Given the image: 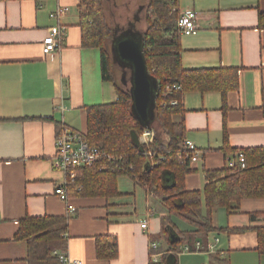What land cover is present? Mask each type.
I'll list each match as a JSON object with an SVG mask.
<instances>
[{
    "label": "crops",
    "instance_id": "0c3cea01",
    "mask_svg": "<svg viewBox=\"0 0 264 264\" xmlns=\"http://www.w3.org/2000/svg\"><path fill=\"white\" fill-rule=\"evenodd\" d=\"M58 4L69 7L59 21L65 35L59 49L45 52L42 41L55 23L49 13ZM78 4L79 0H0V264H28L26 241L12 240L26 216L66 217L67 229L54 251L80 264H151L149 243H160L165 207L127 177L118 178L117 196L67 193L75 212H68L54 193L65 177L51 164L60 127L83 132L87 106L117 99L113 84L102 79L99 49L81 43ZM177 7L179 12L197 14L196 32L181 35L183 67L239 68L238 89L227 95L230 147H264V29L257 18L259 11L264 12V0H177ZM183 104L184 114H174L173 120L184 121L185 139L200 151L190 164L194 171L185 176V187L201 189L203 169L221 168L235 151L221 150L219 93L186 92ZM120 181L129 185L128 191L119 187ZM135 188L145 194L142 217L133 200ZM239 204L238 212L227 214L217 208L210 215L213 226L236 232H210L196 241L205 245L218 240L217 252L210 254L215 264H264L255 231L264 227V198ZM105 234L118 240V256L112 260L95 256V238ZM166 246L159 245L160 253Z\"/></svg>",
    "mask_w": 264,
    "mask_h": 264
},
{
    "label": "trees",
    "instance_id": "16d2710c",
    "mask_svg": "<svg viewBox=\"0 0 264 264\" xmlns=\"http://www.w3.org/2000/svg\"><path fill=\"white\" fill-rule=\"evenodd\" d=\"M106 2L79 0L78 26L82 45L99 49L102 79L113 84L117 99L85 108V131H74L79 132L88 146L96 148L100 155L94 163L73 169L75 178L65 185L66 192L69 196L109 198L119 195V177L131 179L167 209L160 216V235L170 249L181 243L192 247L197 236L203 237L210 232H236V228L213 226L211 212L224 208L227 214L235 213L239 211L241 200L264 198V147L233 149L228 143L227 95L238 89L239 68L183 67L177 0H147L143 18L144 55L147 71L157 81V91L154 118L148 127L153 138L147 144L141 143L139 136L145 127L131 111L130 92L113 74L109 46L113 28ZM257 18L258 27L264 29V12L259 11ZM186 92L220 94L223 111L221 150L225 154L241 151L245 161L244 168L224 164L217 169H203L205 182L201 189L195 190L185 187V176L194 171L190 167L191 153L184 146L186 127L183 120H173L174 114L185 112L183 96ZM202 207L207 211L205 216L201 213ZM171 215L181 217L193 229L179 230ZM66 222L64 216H26L19 221L12 240L26 241L28 264H64L52 252L67 229ZM255 231L258 251L263 253L264 227ZM95 256L101 260L116 258L117 237L113 234L96 236ZM163 260L164 264H177L174 253L165 254Z\"/></svg>",
    "mask_w": 264,
    "mask_h": 264
},
{
    "label": "built area",
    "instance_id": "2783aa9c",
    "mask_svg": "<svg viewBox=\"0 0 264 264\" xmlns=\"http://www.w3.org/2000/svg\"><path fill=\"white\" fill-rule=\"evenodd\" d=\"M68 11L69 7L67 5L58 4L56 8L49 13V17L54 20L55 23L49 27L48 33L42 41L45 52L55 51L60 48V44L65 33L64 29L59 26V21L67 14ZM196 16L197 14L193 10H186L179 13L177 27L181 35H191L196 32ZM152 138L153 132L149 129H144L142 134L139 136V141L147 144L152 141ZM184 146L191 153L190 161L193 162L198 160L200 151L197 150L193 142L186 139L184 141ZM99 155V151L96 148L89 147L87 142L77 131L71 130L68 127H61L60 131L55 135V152L52 157L51 164L54 170L62 172L65 177L62 183L55 186L54 193L63 202H65L68 212L76 211V207L68 202L69 197L65 188L68 181L74 180L75 178V171L73 169L94 163ZM225 164L232 168H244V153L241 151H235L226 158ZM140 226L144 230L147 226V222H141ZM217 241L218 240L215 239V243H217ZM215 243L207 241L204 245L200 241H195L192 247L188 244L184 247L188 251H196L203 245V248H207L212 252H217ZM158 247L159 245L156 242L151 241L149 243V257L151 258V264H164L163 256L165 254L164 252L160 253ZM53 253L57 255L60 261L64 264H80L78 260H71L69 257L61 255L55 251Z\"/></svg>",
    "mask_w": 264,
    "mask_h": 264
},
{
    "label": "water",
    "instance_id": "95a60500",
    "mask_svg": "<svg viewBox=\"0 0 264 264\" xmlns=\"http://www.w3.org/2000/svg\"><path fill=\"white\" fill-rule=\"evenodd\" d=\"M129 23L131 27L128 29L126 27L118 35L113 33L110 51L114 65H119L120 80L124 85L126 70L130 72L131 85L127 89L131 95V111L140 124L148 129L150 121L154 118L157 81L147 71L143 33L135 31L134 22Z\"/></svg>",
    "mask_w": 264,
    "mask_h": 264
},
{
    "label": "rangeland",
    "instance_id": "374dc122",
    "mask_svg": "<svg viewBox=\"0 0 264 264\" xmlns=\"http://www.w3.org/2000/svg\"><path fill=\"white\" fill-rule=\"evenodd\" d=\"M111 2H114V4L118 5V7H112L110 5ZM146 4L147 0H108L106 2V12L112 24L111 26L113 28V33L118 35V33L120 32V30L118 29L122 27L123 29H125L126 27L128 29L129 27H131V23H129L131 21L134 22L135 31L143 33L145 29V22L143 21V18ZM134 18L136 19L134 20ZM110 44L111 41H109V46ZM113 74L117 82H119L121 76L119 65H114ZM123 80L125 81L126 88H130V72L128 70H126V75ZM118 185L120 188H123L126 191L129 190V185H126L121 181L118 183ZM141 188H135L133 200L135 202V206L137 207V214L142 217L145 212V194ZM164 210L166 211L167 209L165 208ZM202 211H206L204 207L201 208V212ZM218 211V213H222L221 211L223 210L220 209ZM171 220L179 230L185 231L189 229V223L183 220L181 217L171 215ZM209 240H211L210 237ZM164 241V237H162L160 238V243L158 244L165 245ZM185 245L186 243H181L173 249H170L166 246V248L163 249V252L166 255L169 253H174L177 256V264H208L209 261L211 262V264H215L214 257L210 255L213 252L209 251L207 248L204 249L203 245L202 247H199V250L196 251H188L184 247Z\"/></svg>",
    "mask_w": 264,
    "mask_h": 264
},
{
    "label": "flooded vegetation",
    "instance_id": "af4514ba",
    "mask_svg": "<svg viewBox=\"0 0 264 264\" xmlns=\"http://www.w3.org/2000/svg\"><path fill=\"white\" fill-rule=\"evenodd\" d=\"M118 30H120V32H121V31H123L124 29H123V27H122V28H120V29H118Z\"/></svg>",
    "mask_w": 264,
    "mask_h": 264
}]
</instances>
